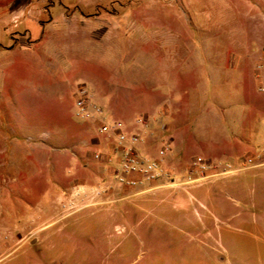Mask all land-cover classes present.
I'll return each mask as SVG.
<instances>
[{
    "label": "rangeland",
    "instance_id": "374dc122",
    "mask_svg": "<svg viewBox=\"0 0 264 264\" xmlns=\"http://www.w3.org/2000/svg\"><path fill=\"white\" fill-rule=\"evenodd\" d=\"M21 1L0 0V13ZM207 1L43 0L41 12L0 19V264H264V128L252 146L238 139L233 100L242 86L247 100L262 98L257 72L242 84L227 78L225 139L209 108V132L192 126L189 149L161 161L163 177L130 186L116 169L93 173V184L66 176L73 156L94 157L87 130L100 125L76 116L67 86L85 75L92 103L121 120L127 107L145 116L155 92L176 97V86L185 103L197 72L176 84L160 60L173 40L203 39L194 14L217 22ZM29 19L41 22L42 39L23 29Z\"/></svg>",
    "mask_w": 264,
    "mask_h": 264
},
{
    "label": "crops",
    "instance_id": "0c3cea01",
    "mask_svg": "<svg viewBox=\"0 0 264 264\" xmlns=\"http://www.w3.org/2000/svg\"><path fill=\"white\" fill-rule=\"evenodd\" d=\"M42 1L22 0L12 4L11 8L0 13L3 14L0 19L5 21L8 19L7 14L16 11L26 12L29 8L35 10L37 7L36 11L41 12L47 6ZM205 3L209 5L216 3L218 6L217 22L213 23L212 20H209L212 14H194L195 28L200 29L203 39L173 40L171 44L175 45V51L170 53L168 62L165 59L160 60L163 63L162 67L165 69L168 67L171 73H175L176 84L179 73L188 77L191 76V73L197 72V87L190 88L193 94L188 99L190 101L187 100L184 103L183 97H179L180 94L187 92L179 86H176L173 91L176 97L171 96L169 99L155 92L152 108L144 107L142 109L145 116L142 118L134 117L133 111L129 112V107L126 106L127 111L124 120L115 118L113 113L104 111L94 104L101 110L100 113L93 109L91 117L83 119V122L118 125L119 129L115 132H104L99 125L95 130L92 128L87 130V135L90 136L91 140V148L95 154H100V158L96 160L94 159L95 155L93 157V155L85 152H79L72 158L73 167L67 171V177L71 179V176L73 177L75 174L76 177L87 174L86 176L91 178L84 182L93 184V173L100 174L110 169L117 170L123 151L118 143L120 132L126 133L129 137L140 136V141L134 147L149 159L163 161L167 155L172 153L173 149L178 150V152L183 149L187 150L190 147L189 133L192 131V126L196 125L200 132L205 131L204 133H206V130L207 133L209 132L210 119L205 116L206 110L209 108L213 110L211 123L216 126L218 133L221 132L222 140L225 139V108L231 105V97L224 87L227 78H234L236 82L242 84L246 76H250L253 80L254 73L257 72L255 79L262 84L264 83V78L259 76L257 70V65L264 56V0H208ZM210 9L209 11H211ZM29 21L30 19L23 23V29L33 38L42 39L41 33L43 31L41 30L43 27L41 22L38 19ZM1 27L4 30L3 24ZM183 44H185V48L179 50L178 45ZM249 65H252V69L248 68ZM81 76L78 79L82 78V81L78 82L80 84L77 83L78 86H75L74 83L67 86L73 93L75 100L80 85L87 88V84L90 82L85 75ZM211 83L215 85L213 93H216L217 96H215L216 99L213 103L209 104ZM261 86L259 85V91H261ZM65 89L66 95L69 92L67 88ZM128 93L127 101L133 102L130 97L131 92ZM244 93L242 86L240 95L234 97L235 99L232 98L238 105L237 108L242 111L241 117L234 121L240 135H245L244 137L239 136L238 139L252 146L254 142L258 141L264 128V92H262V98H251L250 100H247ZM119 96L112 97V103L108 105V109L114 107ZM89 97L91 100L90 93ZM191 117L195 118L193 124ZM9 138L12 139L13 136L10 134ZM209 138L207 136L200 137L204 140H209ZM212 140L216 141L217 144L220 143L219 138L212 137Z\"/></svg>",
    "mask_w": 264,
    "mask_h": 264
},
{
    "label": "built area",
    "instance_id": "2783aa9c",
    "mask_svg": "<svg viewBox=\"0 0 264 264\" xmlns=\"http://www.w3.org/2000/svg\"><path fill=\"white\" fill-rule=\"evenodd\" d=\"M259 76L264 78V56L257 65ZM264 91V84L261 86ZM76 111L75 114L81 119H88L91 117L92 110L100 113V109L91 103L89 92L84 86H80L75 100ZM141 122V120H138ZM118 125H101V130L104 132L117 131ZM140 136L133 135L129 137L126 133L120 132L118 134L119 146L123 149L117 166L115 177L122 185H136L146 181L156 180L165 174V169L161 161L149 159L139 153L134 147L140 141ZM133 144V145H132ZM264 152V146L262 147ZM96 158H100V154H95Z\"/></svg>",
    "mask_w": 264,
    "mask_h": 264
}]
</instances>
